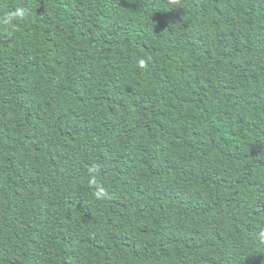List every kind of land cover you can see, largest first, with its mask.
<instances>
[{
    "label": "trees",
    "instance_id": "16d2710c",
    "mask_svg": "<svg viewBox=\"0 0 264 264\" xmlns=\"http://www.w3.org/2000/svg\"><path fill=\"white\" fill-rule=\"evenodd\" d=\"M260 226L264 0H0V264H264Z\"/></svg>",
    "mask_w": 264,
    "mask_h": 264
},
{
    "label": "clouds",
    "instance_id": "9594fccd",
    "mask_svg": "<svg viewBox=\"0 0 264 264\" xmlns=\"http://www.w3.org/2000/svg\"><path fill=\"white\" fill-rule=\"evenodd\" d=\"M29 14V10L23 6H16L13 9L6 12L2 22L7 25H13L14 23H20L25 21ZM147 63V59H140L138 64L140 67H144ZM100 169L98 166H90L88 169L89 178L88 185L91 189V195L97 202L110 200L111 194L105 185L98 178ZM255 239L258 243L264 244V226H260L256 233Z\"/></svg>",
    "mask_w": 264,
    "mask_h": 264
}]
</instances>
